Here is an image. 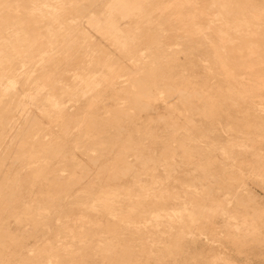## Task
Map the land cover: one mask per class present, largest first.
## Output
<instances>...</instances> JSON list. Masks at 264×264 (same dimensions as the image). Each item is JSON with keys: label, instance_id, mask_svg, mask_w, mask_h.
I'll use <instances>...</instances> for the list:
<instances>
[{"label": "rangeland", "instance_id": "374dc122", "mask_svg": "<svg viewBox=\"0 0 264 264\" xmlns=\"http://www.w3.org/2000/svg\"><path fill=\"white\" fill-rule=\"evenodd\" d=\"M126 2L0 0V264H264V0Z\"/></svg>", "mask_w": 264, "mask_h": 264}, {"label": "bare ground", "instance_id": "6f19581e", "mask_svg": "<svg viewBox=\"0 0 264 264\" xmlns=\"http://www.w3.org/2000/svg\"><path fill=\"white\" fill-rule=\"evenodd\" d=\"M18 14V13H17ZM14 22V21H13ZM243 29H245V26H243L242 27ZM29 32V31H28ZM30 35V34H29ZM36 35V34H35ZM210 35V34H209ZM247 35V37L249 38V39H251V41H252V39H260L261 38V36H249L248 34H246ZM20 36V35H19ZM24 36V35H23ZM20 39V38H19ZM30 39V38H29ZM16 40V39H15ZM39 40V39H38ZM17 41V40H16ZM30 41V40H29ZM250 41V40H249ZM20 41H18V43H19ZM32 42V41H31ZM13 43V42H12ZM252 43H254V41L252 42ZM21 44V43H20ZM7 45V44H6ZM27 45V44H26ZM33 45V44H32ZM9 46V45H8ZM13 46V45H12ZM5 49V48H4ZM10 49H11V47H10ZM2 50H3V48H2ZM18 50V49H17ZM1 51V50H0ZM6 50H4V52H5ZM87 51V50H86ZM98 52H100V50H98ZM4 54V53H3ZM19 54V53H18ZM86 54L88 55H91V56H95L96 55V52L95 51H92V52H86ZM4 57V56H3ZM2 57V58H3ZM15 57V56H14ZM9 60V59H8ZM17 63V62H16ZM19 67V66H18ZM32 67V66H31ZM2 69H3V67H2ZM1 69V70H2ZM2 71H4V70H2ZM17 71V70H16ZM83 79V78H82ZM81 85V84H80ZM188 87V86H187ZM191 87V86H190ZM189 88V87H188ZM181 91V90H180ZM56 93H58V92H56ZM59 94V93H58ZM45 95H47V94H45ZM193 98V97H192ZM208 100V99H207ZM209 100H211V99H209ZM17 101V100H16ZM40 102V101H39ZM207 102H211V101H207ZM206 102V103H207ZM212 103H213V105L215 104V102L212 100ZM80 104V103H79ZM208 104V103H207ZM84 106V105H83ZM237 106V105H236ZM33 113V112H32ZM75 114V113H74ZM33 116V115H32ZM67 119V118H66ZM114 119V118H113ZM78 120V119H77ZM166 120V119H165ZM254 121V120H253ZM79 122V121H78ZM252 122V121H251ZM31 123H32V121H31ZM257 124V123H256ZM67 125V124H66ZM189 125V124H188ZM29 126V125H28ZM127 126V125H126ZM31 127V126H30ZM28 128V127H27ZM43 135V134H42ZM195 146V145H194ZM201 150V149H200ZM156 151V150H155ZM197 153V152H196ZM110 154V153H109ZM184 154V153H183ZM18 161V160H17ZM29 175V174H28ZM239 180V179H238ZM118 181H120V180H118ZM16 182V181H15ZM219 183V182H218ZM13 184V183H12ZM173 186V185H172ZM154 192V191H153ZM243 199V198H242ZM7 206V205H6ZM235 259V258H234ZM233 258H231L229 255L228 256H226V259H225V261H223V264H241L240 262H238V261H235ZM93 261V260H92Z\"/></svg>", "mask_w": 264, "mask_h": 264}, {"label": "crops", "instance_id": "0c3cea01", "mask_svg": "<svg viewBox=\"0 0 264 264\" xmlns=\"http://www.w3.org/2000/svg\"><path fill=\"white\" fill-rule=\"evenodd\" d=\"M139 1L140 0H127L126 3L121 4V6L116 10V13L121 17H126L125 15L128 16L130 14V9L132 8V5L138 3Z\"/></svg>", "mask_w": 264, "mask_h": 264}]
</instances>
